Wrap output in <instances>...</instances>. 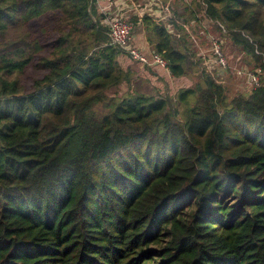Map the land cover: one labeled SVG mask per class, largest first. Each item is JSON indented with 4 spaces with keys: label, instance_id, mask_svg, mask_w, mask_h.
<instances>
[{
    "label": "trees",
    "instance_id": "1",
    "mask_svg": "<svg viewBox=\"0 0 264 264\" xmlns=\"http://www.w3.org/2000/svg\"><path fill=\"white\" fill-rule=\"evenodd\" d=\"M95 2L0 0V264H264V0H193L262 71L235 96L205 69L109 94L131 70Z\"/></svg>",
    "mask_w": 264,
    "mask_h": 264
},
{
    "label": "rangeland",
    "instance_id": "2",
    "mask_svg": "<svg viewBox=\"0 0 264 264\" xmlns=\"http://www.w3.org/2000/svg\"><path fill=\"white\" fill-rule=\"evenodd\" d=\"M210 23V22H209ZM202 28H201V27ZM211 28H204L202 24L196 23L193 27H190V32L185 35V39H177V43L185 44L191 48L192 64L195 65L194 68L190 70V73L186 77L176 79L172 83H163L162 94H176L179 90L184 89L189 86H194L201 76L203 75V69L208 72L216 70V73L220 75L222 83L226 86V92L228 96H235L237 94H250L254 87L247 81V76L244 74V71L254 70V63L250 61L247 57L246 52L241 50L236 45L223 35L218 29L212 26ZM207 29V30H206ZM208 36V37H207ZM211 36H216L223 41V50L228 59V69L220 70L218 69L215 56L212 53V43ZM211 47V51L209 50ZM197 53V55H196ZM122 51V54L119 56L121 61L120 63L124 68H130L131 77L130 81L121 85V87L115 88L109 91V94H120L124 91L137 90L143 93H154L157 91V88L161 90L157 81H153V77L145 78V73L147 67H143L134 61L130 65V56ZM129 61V62H128ZM132 61V60H131ZM241 69V72L238 73V70Z\"/></svg>",
    "mask_w": 264,
    "mask_h": 264
},
{
    "label": "crops",
    "instance_id": "3",
    "mask_svg": "<svg viewBox=\"0 0 264 264\" xmlns=\"http://www.w3.org/2000/svg\"><path fill=\"white\" fill-rule=\"evenodd\" d=\"M115 1H117L115 2L116 7H114L112 11L115 14L117 11L122 10L126 17H129L132 21H134V43L139 48L148 53L156 51V44L150 42L149 39V37L154 38L153 27L148 24L151 21H155L161 25H164L167 32L171 34V38L174 39L175 42L178 41L177 39H182L185 37V35L187 36V34L190 32V27H193L196 23L202 24L204 28H211L210 23L206 22L205 20L197 22L196 17H199V14L196 12L197 4L193 2V0ZM106 4L107 2L105 0H96L95 2V5L100 13H104L102 8ZM105 21L106 18L103 20V22L105 23ZM155 37H157L156 33ZM179 46L181 49L191 50L189 46H186V43L179 44ZM131 60L130 62L128 61L130 65L132 62L134 63V61ZM147 71L148 72L145 73V78H148L151 75L153 77V81H157L155 86L159 85L160 87H163L164 82L172 83L177 79L172 76L169 69L160 65L154 66L153 69H147Z\"/></svg>",
    "mask_w": 264,
    "mask_h": 264
},
{
    "label": "built area",
    "instance_id": "4",
    "mask_svg": "<svg viewBox=\"0 0 264 264\" xmlns=\"http://www.w3.org/2000/svg\"><path fill=\"white\" fill-rule=\"evenodd\" d=\"M107 4L102 8L106 14L105 25L108 27L109 44L119 48L124 53L128 54L130 58L141 64L142 66H157L160 65L169 69L168 60L165 59L158 51L148 53L139 48L134 43L135 23L129 17H126L122 10L117 11L115 14L112 11L115 5V0H105ZM213 56L216 58L218 69H228V59L223 50V41L216 37L211 36ZM241 69L238 70V73ZM247 76V81L254 87L260 86L262 71L260 68L244 71ZM219 75V72H218ZM220 76V75H219Z\"/></svg>",
    "mask_w": 264,
    "mask_h": 264
}]
</instances>
